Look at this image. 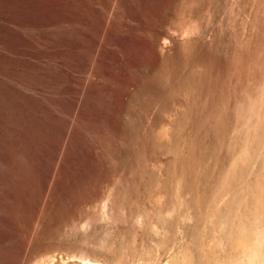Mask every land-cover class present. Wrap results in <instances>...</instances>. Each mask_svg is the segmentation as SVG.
<instances>
[{"label":"rangeland","instance_id":"374dc122","mask_svg":"<svg viewBox=\"0 0 264 264\" xmlns=\"http://www.w3.org/2000/svg\"><path fill=\"white\" fill-rule=\"evenodd\" d=\"M0 264H264V0H0Z\"/></svg>","mask_w":264,"mask_h":264}]
</instances>
